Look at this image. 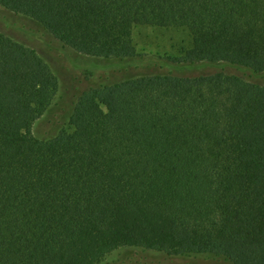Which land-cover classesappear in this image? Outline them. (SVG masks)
<instances>
[{
  "label": "trees",
  "instance_id": "obj_1",
  "mask_svg": "<svg viewBox=\"0 0 264 264\" xmlns=\"http://www.w3.org/2000/svg\"><path fill=\"white\" fill-rule=\"evenodd\" d=\"M66 49L133 72L35 124L59 81L0 33V264H99L121 248L264 264V0H0ZM184 29L144 58L136 27ZM215 68L209 72L208 68ZM136 72V73H134Z\"/></svg>",
  "mask_w": 264,
  "mask_h": 264
},
{
  "label": "rangeland",
  "instance_id": "obj_2",
  "mask_svg": "<svg viewBox=\"0 0 264 264\" xmlns=\"http://www.w3.org/2000/svg\"><path fill=\"white\" fill-rule=\"evenodd\" d=\"M0 33L33 48L50 66L59 81L57 98L44 116L35 124L33 133L39 139L54 138L69 129V118L78 96L94 84H112L132 74L125 63L91 59L64 48L33 20L18 17L0 7ZM133 42L137 54L150 57L177 55L188 47L191 38L184 29L139 26L134 29ZM214 72L215 68H208ZM228 71L264 84V78H249L243 72ZM136 73V72H134ZM99 264H228L212 256L169 258L141 249L121 248L106 256Z\"/></svg>",
  "mask_w": 264,
  "mask_h": 264
}]
</instances>
